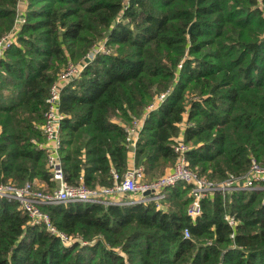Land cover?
<instances>
[{
  "label": "trees",
  "instance_id": "trees-1",
  "mask_svg": "<svg viewBox=\"0 0 264 264\" xmlns=\"http://www.w3.org/2000/svg\"><path fill=\"white\" fill-rule=\"evenodd\" d=\"M17 44L0 61V185L39 180L53 191L40 130L51 87L105 44L64 87L60 150L65 181L114 183L129 168L126 126L156 97L135 152L146 180L176 162L186 120L189 167L222 181L264 162V0H25ZM20 0H0V38ZM191 94L192 96H189ZM155 203L46 206L65 245L0 197V264H264V190L214 194L188 216L191 186ZM226 213L238 221L232 228ZM188 229L190 237H185ZM234 234V237L231 235Z\"/></svg>",
  "mask_w": 264,
  "mask_h": 264
},
{
  "label": "built area",
  "instance_id": "built-area-1",
  "mask_svg": "<svg viewBox=\"0 0 264 264\" xmlns=\"http://www.w3.org/2000/svg\"><path fill=\"white\" fill-rule=\"evenodd\" d=\"M24 22V14H20L18 11L14 27L0 38V61L17 40ZM105 49L104 43L96 45L82 61L77 64H69L51 87L50 97L47 100L49 107L45 113V122L40 130L46 140L41 144V147L46 152L51 181L56 183V188L53 191L42 190L37 186L35 180L28 181L22 186L0 185L1 198L17 201L23 213L29 216L32 225H44L50 233L59 236L67 246L71 244L72 239L55 228L50 216L43 210V207L67 203L131 206L153 202L158 208H162L166 200L165 189L183 183L191 186L190 196L192 200L188 207V216L195 221L202 215V201L216 193L225 196L236 192L264 190V162L258 161L255 157L251 158L249 169L244 175L229 174L222 181L206 179L191 169L187 155L190 148L184 137V130L187 127L186 120L174 146V152L177 155L176 162L160 178L147 181L144 167L137 166L135 161V165L129 166L123 175L113 172L114 183L110 186L102 183L97 184L94 188H89L82 178L77 185L67 183L60 154L62 146L61 127L65 118V114L61 110V93L64 87L81 75L85 67L93 61L95 55L100 51H105ZM166 98V93L159 95L143 116L134 118L126 126V144L130 149V153L134 156L133 159H135V152L149 112L159 108ZM225 219L232 228H235L238 224L235 216L230 215V213H226ZM184 234L185 237H190L188 229L185 230ZM231 237H234V234Z\"/></svg>",
  "mask_w": 264,
  "mask_h": 264
},
{
  "label": "rangeland",
  "instance_id": "rangeland-1",
  "mask_svg": "<svg viewBox=\"0 0 264 264\" xmlns=\"http://www.w3.org/2000/svg\"><path fill=\"white\" fill-rule=\"evenodd\" d=\"M26 6H27V3L26 2H23V0H20V3H19V9H18V11L20 12V14H24L25 15V13H24V11H26ZM17 42V40L15 41V43ZM17 44V43H16ZM189 96H192L191 94H189ZM156 98H158V97H156ZM155 101H156V99H155ZM170 168H172V166L171 167H168L167 169H166V171H165V173L170 169ZM47 187H49L48 186V184H46L44 187H43V189H45V188H47Z\"/></svg>",
  "mask_w": 264,
  "mask_h": 264
},
{
  "label": "crops",
  "instance_id": "crops-1",
  "mask_svg": "<svg viewBox=\"0 0 264 264\" xmlns=\"http://www.w3.org/2000/svg\"><path fill=\"white\" fill-rule=\"evenodd\" d=\"M133 157H134L133 154H130V158H129V166L130 167L135 165V159H133ZM35 181H36L37 186L40 188H43L46 185L45 183H42L41 181H39L37 179H35Z\"/></svg>",
  "mask_w": 264,
  "mask_h": 264
}]
</instances>
